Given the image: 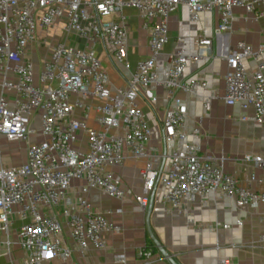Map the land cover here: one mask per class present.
Wrapping results in <instances>:
<instances>
[{
    "label": "built area",
    "instance_id": "obj_1",
    "mask_svg": "<svg viewBox=\"0 0 264 264\" xmlns=\"http://www.w3.org/2000/svg\"><path fill=\"white\" fill-rule=\"evenodd\" d=\"M127 7L136 11L148 34L149 55L135 63L124 85L114 87L102 59L129 72V23L122 15ZM179 7L186 9L188 22L201 14H216V34L230 31L234 9H241L251 21L264 22V0H0V235L8 234L13 218L20 221L16 239L25 252L23 264H44L49 254L66 262L73 249L80 253L106 249L104 234L120 231L109 216L122 210L100 211L88 194L95 190L105 197L125 198L111 168L122 166L126 155L142 162L137 169L140 192L133 200L143 212L156 184L168 211L184 215L188 225L194 220L188 205L207 195L213 201L231 200L240 213L264 209V184L253 172L264 170V157L243 155L241 163L250 165L252 172L247 184L240 185L225 170L222 155L199 154V146L189 140L197 137L198 129L187 134V111L177 92L196 95L207 88L201 77L186 76L184 70L189 59L209 55L211 39L199 34L190 55L184 51V37H177L164 73H159L168 18ZM38 50L42 52L34 58ZM263 52L264 42L253 48L241 40L226 50L221 97L226 105L250 111L261 126ZM245 60L255 62L251 71L245 69ZM158 89L166 103L160 134L164 152L152 146L149 121L137 104V100L154 104ZM208 90L202 101L205 111L218 98ZM31 137L39 140L29 142ZM22 140L27 142L24 157L16 163L2 150V143ZM154 158L164 168L156 167ZM73 181L80 184L75 187ZM252 182L260 188L254 190ZM258 218L264 222V210ZM234 224L242 226V220ZM218 227L231 225L218 221L208 225L211 230ZM257 242L264 243V233ZM136 255L141 264H150L154 256L146 246ZM114 261L125 264L124 253L115 254ZM217 264L230 261L220 257Z\"/></svg>",
    "mask_w": 264,
    "mask_h": 264
},
{
    "label": "crops",
    "instance_id": "obj_2",
    "mask_svg": "<svg viewBox=\"0 0 264 264\" xmlns=\"http://www.w3.org/2000/svg\"><path fill=\"white\" fill-rule=\"evenodd\" d=\"M122 15L129 23L127 37V60L129 72L122 67L113 66L106 59L102 62L108 66L109 79L114 87L124 85L135 63L149 55L148 34L141 28L136 11L133 8H124ZM216 14H201L197 21L188 22L184 7H179L168 18L167 41L164 44L158 58V69L162 76L166 65L167 55L174 51L176 38L184 37L183 48L185 53L194 55V40L202 34L211 39L209 55L199 59H189L184 70V75H198L206 83V89H198L196 95L177 92V96L183 101L187 111V134L193 129H198V135L193 141L199 146L200 155L225 158V170L232 173L240 185L247 184V178L252 172L250 165L241 163L245 154L261 155L264 157V126L257 125L252 119L250 111H243L238 106L226 105L222 100L224 94L225 60L226 50H230L238 41L255 48L264 42V22L247 19L241 9H234L231 21V29L226 33H215ZM39 51V56L41 50ZM38 56V57H39ZM35 57L34 58H38ZM264 63V52L261 56ZM247 71H251L255 62L245 60L243 62ZM212 89L218 95L211 101L210 109L205 111L202 106L203 99ZM157 99L152 105L142 100H137L138 106L143 110L149 121L152 131V146L158 151L164 152L166 147L161 139V121L165 109V101L161 96V89L156 91ZM246 120L241 121L240 117ZM24 155L21 157L23 158ZM19 163V160L13 159ZM154 164L158 168H164L160 159L154 158ZM142 162H135L126 155L122 166L112 167L111 171L120 181L121 188L125 192L123 200H117L100 195L91 190L88 200L92 206L100 211L121 209V213H113L109 218L120 227L117 233H105L107 247L100 251L88 249L80 253L73 249L69 260L60 261L52 255H47L44 264H118L114 261V255L124 253L125 264H141L136 255V250L141 246L150 247V239L147 231L145 214L133 200V196L140 192V177L137 174ZM254 174L264 184V170L255 169ZM80 182L73 181V186ZM254 190L260 188V184H249ZM153 199L149 217V228L153 236L173 259L181 264H217L220 257H227L230 264H264V243H258V237L264 233V222L259 221V214L263 208L238 212L232 201L220 199L213 201L209 195L205 198H196L188 205L189 214L193 223L187 224L182 214L169 212L167 205L161 202L162 188L156 184L153 188ZM240 218L242 226H235L234 221ZM216 221L221 224H229V229L218 227L211 230L208 225ZM20 221L13 218L9 225L8 234L0 235V264H23L25 252L20 248L16 239V230ZM66 244L72 243L65 234ZM153 243V242H152ZM254 243L253 247L232 248V244ZM154 244V243H153ZM218 244L220 248L213 247ZM155 246V245H154ZM157 249V248H156ZM153 252L150 264H169L158 252Z\"/></svg>",
    "mask_w": 264,
    "mask_h": 264
},
{
    "label": "rangeland",
    "instance_id": "obj_3",
    "mask_svg": "<svg viewBox=\"0 0 264 264\" xmlns=\"http://www.w3.org/2000/svg\"><path fill=\"white\" fill-rule=\"evenodd\" d=\"M40 29L37 28L36 33L38 34ZM59 34V31H56L55 35L57 36ZM35 53V57L39 56V51H34ZM103 67L106 69L107 73L109 74V68L108 66L105 65V63L103 62ZM142 110V109H141ZM143 113L146 112V110H142ZM29 142H33L36 140H39V138H29L28 139ZM0 141H2V139H0ZM26 141H18V142H12V143H2V150L4 152L10 153V155L12 156L13 159H15L16 161L20 159V157H22L24 155L25 149H26Z\"/></svg>",
    "mask_w": 264,
    "mask_h": 264
},
{
    "label": "water",
    "instance_id": "obj_4",
    "mask_svg": "<svg viewBox=\"0 0 264 264\" xmlns=\"http://www.w3.org/2000/svg\"><path fill=\"white\" fill-rule=\"evenodd\" d=\"M153 190L150 194V198H149V202L148 205L146 207V214H145V220H146V226H147V231L150 239L152 240V242L154 243L155 247L157 248L158 252L160 253V255L169 263V264H181L179 262H177L175 259H173V257L167 253V251L163 248V246L159 243V241L153 236V234L150 232V228H149V217H150V213H151V201L153 199Z\"/></svg>",
    "mask_w": 264,
    "mask_h": 264
},
{
    "label": "trees",
    "instance_id": "obj_5",
    "mask_svg": "<svg viewBox=\"0 0 264 264\" xmlns=\"http://www.w3.org/2000/svg\"><path fill=\"white\" fill-rule=\"evenodd\" d=\"M150 247L152 248V250H153L154 252L157 251L156 247L154 246V244H153L151 241H150Z\"/></svg>",
    "mask_w": 264,
    "mask_h": 264
}]
</instances>
